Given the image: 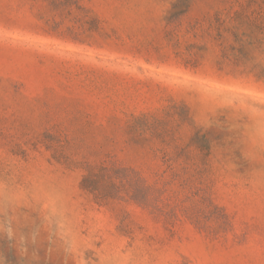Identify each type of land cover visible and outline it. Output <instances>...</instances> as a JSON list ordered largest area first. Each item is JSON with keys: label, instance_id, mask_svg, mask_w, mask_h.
Wrapping results in <instances>:
<instances>
[{"label": "rangeland", "instance_id": "rangeland-1", "mask_svg": "<svg viewBox=\"0 0 264 264\" xmlns=\"http://www.w3.org/2000/svg\"><path fill=\"white\" fill-rule=\"evenodd\" d=\"M0 264H264V0H0Z\"/></svg>", "mask_w": 264, "mask_h": 264}, {"label": "trees", "instance_id": "trees-1", "mask_svg": "<svg viewBox=\"0 0 264 264\" xmlns=\"http://www.w3.org/2000/svg\"><path fill=\"white\" fill-rule=\"evenodd\" d=\"M95 177H96V175H94V174H88V176L85 178V184L88 183L87 186H89V184H92V183H91L92 181L95 182ZM91 186H92V185H91ZM91 186H90V187H91ZM144 187L146 188V186H144ZM148 189L150 190V186H148ZM94 190H97L96 185H95V187H94ZM137 200H138V199H137ZM141 201H142L143 203H146V201H148V197H147V193H146V192L144 193L143 197L141 198Z\"/></svg>", "mask_w": 264, "mask_h": 264}]
</instances>
